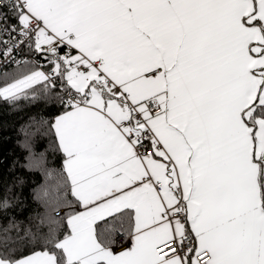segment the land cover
<instances>
[{"label":"crops","instance_id":"1","mask_svg":"<svg viewBox=\"0 0 264 264\" xmlns=\"http://www.w3.org/2000/svg\"><path fill=\"white\" fill-rule=\"evenodd\" d=\"M26 1L22 20L40 17L71 45L65 63L95 61L66 72L82 98L54 118L78 199L61 241L68 260L196 264L194 253L208 249L212 264H264V115L252 118L264 105V0ZM53 39L42 31L36 43ZM100 71L129 96L111 95ZM149 97L162 112L145 110ZM134 106L162 143L152 155L137 153L118 126ZM177 186L195 245L161 259L155 246L183 234L166 217ZM124 209L133 214V245L116 250L98 239L95 225ZM15 264L57 263L37 251Z\"/></svg>","mask_w":264,"mask_h":264},{"label":"trees","instance_id":"2","mask_svg":"<svg viewBox=\"0 0 264 264\" xmlns=\"http://www.w3.org/2000/svg\"><path fill=\"white\" fill-rule=\"evenodd\" d=\"M0 12L7 23L21 24L26 12L9 0H0ZM36 42V41H35ZM35 44V43H33ZM28 47L46 68L60 67L52 79L41 80L4 95L3 89L31 75L39 67L24 61L0 72V258L12 262L37 251L54 255L57 264H79L70 261L61 241L70 233L68 215L78 199L71 188L54 118L75 103H68L65 92L72 91L66 78L65 47L58 51L40 52ZM264 115L259 106L254 117ZM62 210L60 214L56 211ZM133 229V214L124 209L100 220L95 225L98 239L115 244L116 230L127 235Z\"/></svg>","mask_w":264,"mask_h":264},{"label":"built area","instance_id":"3","mask_svg":"<svg viewBox=\"0 0 264 264\" xmlns=\"http://www.w3.org/2000/svg\"><path fill=\"white\" fill-rule=\"evenodd\" d=\"M16 3L19 8L23 11L28 12L29 3L26 0H9ZM5 13L0 12V66L4 65L5 61H11V65H17L24 61L35 62L39 68L43 70L46 77L52 79L58 74L59 68L57 64L53 68H46L45 61L37 60L35 54L27 51L28 47L36 45L40 52L46 51H58L60 47H65L64 55L69 57L72 54V47L67 42L57 35H54L50 29H48L43 19L38 16L30 15L26 21L18 23H7L4 17ZM45 32V37H53L54 39L50 42H39L35 41L40 37L41 32ZM92 62H77L69 61L66 64L70 67L82 71L89 63ZM159 69H154L147 73V75L155 74ZM1 72V71H0ZM98 78H103L104 83L108 89V92L114 96H129L128 92L116 84L109 76L104 74L103 71L98 73ZM65 97L68 103H77L81 101L74 92L66 91ZM86 97L84 100L86 101ZM145 110L150 114H158L162 112V105L154 98L149 97L145 100ZM118 126L127 128V136L133 141L135 150L139 154L152 155L162 148V143L151 137V128L147 125L146 119L142 109L136 106L132 107L131 115L129 118L119 120ZM261 181L264 189V149L259 155ZM156 186L160 189L164 185V181L159 179L156 181ZM182 190L181 186L170 189V193L173 196V203L171 207L166 210V217L170 222L177 221L182 225L183 234L180 239H171L161 241L155 246V252L158 258L168 259L174 256L185 255L191 252L194 248L195 241L190 229L187 225L188 219V207L187 200L180 195ZM62 210L56 211V214H60ZM114 247L116 250L124 249L133 245L130 237H128L124 231L116 230L115 232ZM196 264H212V253L208 249H200L194 253Z\"/></svg>","mask_w":264,"mask_h":264},{"label":"rangeland","instance_id":"4","mask_svg":"<svg viewBox=\"0 0 264 264\" xmlns=\"http://www.w3.org/2000/svg\"><path fill=\"white\" fill-rule=\"evenodd\" d=\"M68 71L70 72L69 74H73V73H75V68H69L67 70V72ZM44 77H45V74L43 73V70L41 68H38L31 75L19 80L18 82H15V83H12V84L6 86L2 92L4 95H10L14 92H18L21 89L35 83L38 80L43 79ZM260 176H261V171H260ZM0 264H12V262L0 258Z\"/></svg>","mask_w":264,"mask_h":264},{"label":"bare ground","instance_id":"5","mask_svg":"<svg viewBox=\"0 0 264 264\" xmlns=\"http://www.w3.org/2000/svg\"><path fill=\"white\" fill-rule=\"evenodd\" d=\"M27 51H28V49H27ZM28 52L31 53L30 51H28ZM0 60H1V57H0ZM11 63H12L11 61H5V63H3L4 65L0 66V71H3V70H5L8 67H11L10 66ZM17 65H19V64H17ZM12 66H14V65H12Z\"/></svg>","mask_w":264,"mask_h":264}]
</instances>
